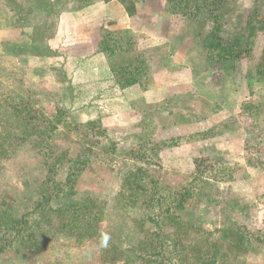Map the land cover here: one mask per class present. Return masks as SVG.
<instances>
[{"label":"rangeland","instance_id":"rangeland-1","mask_svg":"<svg viewBox=\"0 0 264 264\" xmlns=\"http://www.w3.org/2000/svg\"><path fill=\"white\" fill-rule=\"evenodd\" d=\"M197 1L209 10L177 23L205 38L204 54L221 14L216 33L225 41L252 24L250 56L223 78L218 64L199 73L194 96L154 103L165 88L113 113L72 103L62 59L42 63L34 37L46 5L0 0V264H161L163 256V264H264V155L245 152L240 115L242 102L264 100L256 81L264 20L252 21L264 19V0ZM59 110L64 121L53 130ZM214 157L239 166L234 180L198 181L187 206H169L174 215L154 205L165 188L190 183L195 159ZM241 225L254 236L237 246Z\"/></svg>","mask_w":264,"mask_h":264},{"label":"crops","instance_id":"crops-1","mask_svg":"<svg viewBox=\"0 0 264 264\" xmlns=\"http://www.w3.org/2000/svg\"><path fill=\"white\" fill-rule=\"evenodd\" d=\"M54 1L59 3L61 0H51ZM69 1L62 0L64 4ZM69 7L63 5L55 12V25L50 29V35L45 36L46 47L53 54L44 57L42 63L57 65L54 61L62 59V65H58L61 78L71 85L70 101L79 106L93 102L102 110L109 108L115 113L121 108H130L134 96L142 99L146 93L160 96L165 88L170 89V93L161 94L164 96L154 103L170 100L168 97L172 95L171 99L179 95L180 98L194 96L198 74L212 68L205 60V38L177 23L178 15L170 12L168 0H93L72 11ZM100 30L133 37L138 42L139 52H149L153 56L147 89L142 90L139 85L126 89L118 87L110 59L95 48ZM136 53L131 51L116 58L129 62L134 60ZM201 98L209 102L206 96ZM80 115L94 117L88 112Z\"/></svg>","mask_w":264,"mask_h":264},{"label":"trees","instance_id":"trees-1","mask_svg":"<svg viewBox=\"0 0 264 264\" xmlns=\"http://www.w3.org/2000/svg\"><path fill=\"white\" fill-rule=\"evenodd\" d=\"M91 1L93 0H70L68 3L64 4L63 2L60 3V1L59 3L56 1H48V3H45L46 0H41L40 5L43 6L45 4L46 10L44 9V17L41 22L42 26L38 29L39 36L37 34L34 37V43L39 45L38 49H40V47H44L45 56L53 54L48 50V47H46L45 36L50 35V29L55 25L56 10L58 8L61 9L63 5L75 8L85 7ZM168 3L171 13L183 17H190L191 19L193 17L196 18L198 14L201 15L203 11L205 12L206 10H209L210 7L209 4H202L197 0H168ZM43 8L45 7L43 6ZM215 16L218 17L214 19L215 24L213 28L215 32H213V41H211L212 38H210V42L207 39V43H205L207 54L205 60L208 67H213L214 64H218L222 73L219 77L223 78L224 74L228 70H235V68L240 65V61L244 57L250 56L252 52L254 27L251 26L252 24L249 25L250 22H248L247 28L249 32L246 36L242 33L235 34L230 39L225 41L220 38V36H217L216 33L218 29V19L221 14H217ZM255 18L252 20L253 23L264 20L263 18H260V16ZM197 20H199V18ZM214 39H216V41H214ZM137 43V40L133 37H121L102 30L99 31L96 38L95 48L98 52L104 53L110 59L112 73L114 75L115 82L120 89H126L133 85H139L143 90L147 89V82L150 77V63L153 61V56H151L149 52H139ZM131 51H134L135 53L137 52L134 60L132 61L122 62L116 58L119 55ZM256 76L257 82L264 83V48L263 57L256 68ZM263 113V98H252L240 104V115L248 120V123L245 125L246 138L244 140L243 148L245 152L251 151L256 153L258 160H261L264 155V153L260 154L264 146V125L260 124V117ZM52 121L53 124L51 129L53 130L57 128L58 123H62L64 121L60 110L57 111L56 115H54ZM177 140L179 139L174 138L161 142L160 145L162 147H171L176 144ZM222 159L223 158L221 157H214V159L210 161L203 158L195 159L190 183L188 185L183 184L174 188L164 187L165 189L163 195L156 199L154 205L156 204L161 206L163 204L165 209L162 213L174 215L175 211H171L169 206L173 204L175 210L176 208L180 210L187 206L191 202L192 198L200 193V188H197L198 192L194 191L197 183H199L198 181H202V185L204 182L208 183L207 177H210V179L215 183L222 180H234L236 178L237 171L240 170L239 166L228 164ZM259 163V161L256 162V165L254 166L256 167ZM71 179L72 178L69 177L66 182H71ZM76 207H79L80 209L83 208L81 204H77ZM239 228L246 229L244 225L239 226ZM239 228L238 233H236V230H233L235 232L234 235L236 236L237 246L243 245L244 242H248V240L249 242L253 241L252 236H254V233L246 229L245 232L247 236H245ZM156 236L159 238V235ZM149 244L153 249V243H148L146 249L150 248ZM159 244L160 245H158L157 248L161 249V247L164 246V242L161 241ZM154 248H156V246H154ZM166 258L167 257L164 256L163 258L160 257V261L164 260L166 263ZM167 259H169V257ZM164 262H161V264Z\"/></svg>","mask_w":264,"mask_h":264}]
</instances>
